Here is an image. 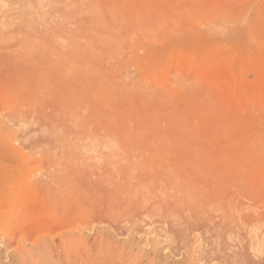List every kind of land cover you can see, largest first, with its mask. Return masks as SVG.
Returning a JSON list of instances; mask_svg holds the SVG:
<instances>
[{
  "label": "rangeland",
  "instance_id": "1",
  "mask_svg": "<svg viewBox=\"0 0 264 264\" xmlns=\"http://www.w3.org/2000/svg\"><path fill=\"white\" fill-rule=\"evenodd\" d=\"M261 238L264 0L0 2V264H264Z\"/></svg>",
  "mask_w": 264,
  "mask_h": 264
},
{
  "label": "clouds",
  "instance_id": "2",
  "mask_svg": "<svg viewBox=\"0 0 264 264\" xmlns=\"http://www.w3.org/2000/svg\"><path fill=\"white\" fill-rule=\"evenodd\" d=\"M0 2H2V0H0ZM113 148L118 150V145L113 144L112 145ZM107 150V149H106ZM254 232H258L259 229L258 228H254L253 229ZM253 253L256 254L257 258L259 256H264V238H261L257 241L256 246L252 249Z\"/></svg>",
  "mask_w": 264,
  "mask_h": 264
},
{
  "label": "bare ground",
  "instance_id": "3",
  "mask_svg": "<svg viewBox=\"0 0 264 264\" xmlns=\"http://www.w3.org/2000/svg\"><path fill=\"white\" fill-rule=\"evenodd\" d=\"M2 158H3V157H2ZM45 177H46V176H45ZM45 177H44V178H45ZM45 180H46V179H45ZM11 199H12V198H11ZM55 230H56V229H55ZM38 232H39V231H38ZM34 234H35V233H34ZM31 236H32V235H31ZM242 248H243V247H242ZM205 252H206V251H205ZM213 252H214V251H213ZM214 255H215V254H214ZM205 256H206V255H205ZM90 258H91V257H90ZM211 258H212V257H211ZM205 259H206V258H205ZM115 260H116V259H115ZM199 260H200V259H199ZM206 260H207V259H206ZM110 261H111V260H110ZM110 261H109V262H110ZM208 261H209V260H208ZM109 262H108V263H109ZM246 262H247V260H246ZM163 263H164V262H163ZM96 264H97V262H96ZM110 264H111V262H110ZM131 264H132V263H131ZM155 264H156V263H155Z\"/></svg>",
  "mask_w": 264,
  "mask_h": 264
}]
</instances>
